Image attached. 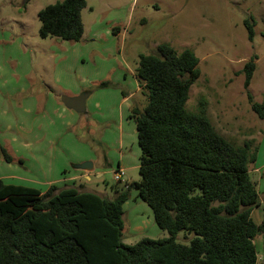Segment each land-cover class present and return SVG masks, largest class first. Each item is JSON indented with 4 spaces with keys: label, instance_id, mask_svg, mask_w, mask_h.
<instances>
[{
    "label": "rangeland",
    "instance_id": "obj_1",
    "mask_svg": "<svg viewBox=\"0 0 264 264\" xmlns=\"http://www.w3.org/2000/svg\"><path fill=\"white\" fill-rule=\"evenodd\" d=\"M58 1L0 0V86L12 89L31 79L34 92L47 90L61 97L88 92L86 112L66 110V123L52 111L36 115L42 126L43 154L48 155L41 166L32 157L30 162L23 158V165L0 159V165H11L7 172L13 177L6 182L32 186L28 180H35L46 190L47 182H60L74 172L77 155L91 158L89 162L103 174H92L86 184L82 181L104 198L113 200L123 186L114 180L119 168L127 184L138 182L141 151L131 115L135 107L144 108L147 97L136 69L141 54H156L159 45L169 44L178 52L192 50L200 60L201 75L190 89L187 110L198 113L203 103L222 136L237 146L253 141L257 160L249 165L250 175L264 203V120L251 108L243 73L245 64L257 56L249 92L254 102H263L264 0H87L82 12L85 32L79 42L42 39L38 13ZM251 17L255 20L253 41L245 26ZM115 28L119 33L113 32ZM102 83L107 86L100 87ZM71 113L73 128L67 129ZM80 119H87V129ZM54 157L57 167L49 170L44 160ZM124 211L125 244L134 245L143 238L136 227H144L149 235L155 229L161 231L136 190L131 191ZM260 213L264 214L262 209ZM191 237L181 232L177 241L189 244ZM255 243L261 256V234Z\"/></svg>",
    "mask_w": 264,
    "mask_h": 264
},
{
    "label": "trees",
    "instance_id": "obj_2",
    "mask_svg": "<svg viewBox=\"0 0 264 264\" xmlns=\"http://www.w3.org/2000/svg\"><path fill=\"white\" fill-rule=\"evenodd\" d=\"M86 7L87 0H59L42 9L40 37L79 42ZM245 26L253 41L254 18ZM256 59L243 68L244 88L253 112L264 120V101L254 102L249 92ZM199 63L192 50L178 52L169 44L140 55L136 77L147 104L131 115L141 151L140 180L117 189L113 200L81 186L52 184L41 191L0 178V264H258L259 234L264 259V216L260 224L252 218L261 206L249 169L257 148L253 141L237 146L222 136L203 103L198 113L187 110ZM0 159L16 162L3 147ZM132 190L167 238L123 242L124 205ZM181 232L192 236L189 244L177 241Z\"/></svg>",
    "mask_w": 264,
    "mask_h": 264
},
{
    "label": "crops",
    "instance_id": "obj_3",
    "mask_svg": "<svg viewBox=\"0 0 264 264\" xmlns=\"http://www.w3.org/2000/svg\"><path fill=\"white\" fill-rule=\"evenodd\" d=\"M20 75L21 74L18 75L19 78H21ZM24 75L31 76V73L24 72ZM33 85L34 82L33 80L30 79L28 82H25V84L15 86L12 89H9L7 86H5L4 88L0 86V148L2 147L5 148L14 157V160L16 161L15 163H17V160L18 161L23 160V158L25 157H27L28 162H30L31 160L29 157H32V159L38 165L41 166L43 163V157H46L48 154L47 153L43 154L42 135L39 134V132H41L42 126L39 122L40 118L36 119L35 116L38 114H48V112L52 111L57 115H62L63 118L65 117V114L67 112L66 110L69 109H67L62 103L61 96L57 94L55 95L52 92H48L47 90L40 91V89H38L34 92ZM43 91H47V95H44ZM77 95H78L77 92H75V95L68 94L67 96L74 97ZM51 107L52 110H48V108ZM69 117H70V121H68V124L66 125L67 129L70 127L73 128V123H74L73 119L75 118L73 113L69 114ZM66 119L67 118H63L65 123H66ZM86 120L87 119L82 121V119H80L81 126L84 129H87L89 125L86 122ZM89 161L92 160L88 156L77 155V158H75L74 160L75 163L74 172L68 177L62 179V181L60 182H58L59 180L47 182L46 184L48 185L47 187H49L52 184H55L59 187L61 186L67 187L69 184V186H74V187L81 186L83 187V189L87 188V186L84 185V182L86 184V181L90 179L92 174H95L98 177H102L103 175L100 171H97L98 169L96 170L94 164H93V169L84 170L77 168V165ZM44 162L47 164L49 170H54V168L57 167V159L55 157L53 158V160H49V161L44 160ZM5 164H11V163L5 162ZM6 166L7 165H3V166L0 165V178L3 179V181L6 184L24 186V187L45 191L38 187L39 183L36 182L35 180H28V182H30L32 186L6 182L8 178L13 177V175L7 172L8 170H11L10 168L11 165H8L9 168H6ZM119 170H121V168H119ZM82 180L85 181L83 182ZM86 191H91V190L88 189ZM263 208H264V203H262L261 201V206L255 208L252 212V218L257 224H260L262 222L264 214L260 213V210L262 209L264 212ZM136 229L141 233H144L143 238L148 237L152 239H162V238H167L169 236V235L166 236L165 234L167 232H164L162 230L157 231L155 229V231H153L154 233L149 235L148 232H146L147 230L144 229V227L143 228L136 227ZM257 253H258L259 261L261 262V264H264L263 252L261 256L258 250Z\"/></svg>",
    "mask_w": 264,
    "mask_h": 264
},
{
    "label": "water",
    "instance_id": "obj_4",
    "mask_svg": "<svg viewBox=\"0 0 264 264\" xmlns=\"http://www.w3.org/2000/svg\"><path fill=\"white\" fill-rule=\"evenodd\" d=\"M24 1L27 2L28 0H24ZM89 96L90 93L88 92H84L74 97L64 95L61 97V101L67 109L73 110L76 113L83 114L86 112V101ZM77 168L84 170L93 169V163L85 162L83 164L77 165Z\"/></svg>",
    "mask_w": 264,
    "mask_h": 264
},
{
    "label": "built area",
    "instance_id": "obj_5",
    "mask_svg": "<svg viewBox=\"0 0 264 264\" xmlns=\"http://www.w3.org/2000/svg\"><path fill=\"white\" fill-rule=\"evenodd\" d=\"M115 177L114 180L116 181L117 184H121L127 188V179L124 177V173L122 170H119L115 172Z\"/></svg>",
    "mask_w": 264,
    "mask_h": 264
}]
</instances>
